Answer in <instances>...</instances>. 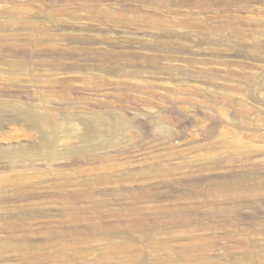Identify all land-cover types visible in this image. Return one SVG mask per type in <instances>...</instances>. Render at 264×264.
I'll use <instances>...</instances> for the list:
<instances>
[{"label":"rangeland","instance_id":"obj_1","mask_svg":"<svg viewBox=\"0 0 264 264\" xmlns=\"http://www.w3.org/2000/svg\"><path fill=\"white\" fill-rule=\"evenodd\" d=\"M1 151L0 264H264V0H0Z\"/></svg>","mask_w":264,"mask_h":264},{"label":"bare ground","instance_id":"obj_2","mask_svg":"<svg viewBox=\"0 0 264 264\" xmlns=\"http://www.w3.org/2000/svg\"><path fill=\"white\" fill-rule=\"evenodd\" d=\"M94 92L96 93V96H99L98 90L95 89ZM15 113H16V115H15L14 121H21V122H26L28 124H32L34 129L39 132V134L41 135V139H42V146H40L36 150L25 151V150L21 149V150L16 151V154H18L22 158H27V157L35 158V157H37L42 162H44L46 164H51V163H55V162L59 163L60 161L64 160V157H67V149H66V152L62 153V154L55 151L56 143L60 144L62 142H60V141L57 142V132H58L57 131L58 130L57 122L59 120L54 115H52L51 111H47L46 113H43L40 111H36L33 108H27V107L21 106L15 110ZM103 115L98 116V118H99V119H97L98 123H100L101 121L104 122V121L108 120ZM95 116H97V115H95ZM112 116L116 119H119V122H117V125L113 126L114 130L115 131L117 130L119 132L120 131H122V132L126 131L127 127L121 121V119H123V117H124L123 114L121 115L120 113L117 112V113H113ZM101 125H102V123H101ZM79 129H81V128L79 127ZM82 131H83L84 138H86V139L89 138V136L91 134L90 132H92L90 125L87 123L82 124ZM169 133L170 132L167 131L168 136H169ZM63 143L67 144V139L65 141H63ZM6 153L7 152L1 151L0 156H4ZM0 159H1V157H0ZM32 161L30 160V162H32Z\"/></svg>","mask_w":264,"mask_h":264}]
</instances>
